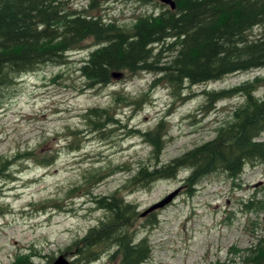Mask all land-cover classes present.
Instances as JSON below:
<instances>
[{
    "label": "trees",
    "instance_id": "trees-1",
    "mask_svg": "<svg viewBox=\"0 0 264 264\" xmlns=\"http://www.w3.org/2000/svg\"><path fill=\"white\" fill-rule=\"evenodd\" d=\"M116 1L120 0H88L84 8L77 9L71 0H0V89L42 66H63L69 53L89 47L78 69L85 90L107 87L121 77L155 76L148 89L136 97L113 93L114 103L131 107L132 111L150 102L151 93L159 86L166 87L174 101L183 103L189 99L187 92L192 87L264 71V33L253 34L255 29L264 31V0H172L174 10L155 0H135L139 5H155L156 12L137 16L130 26L107 21L98 14L102 5ZM88 41L91 45H85ZM114 74L120 77L114 78ZM260 88H264V74L232 88L202 91L204 102L197 111L204 114L214 111L218 102L233 97H240L242 102L215 127L213 138L166 163H162L161 156L169 132L163 118L151 130H128L127 136L138 135L149 146L146 162L106 196L95 195L92 189L117 172L131 169L123 165L84 171L82 184L68 194L81 192L77 197L88 199L103 216L65 246L60 256L72 264H93L104 255L117 264L148 261L151 246L147 237L138 239L135 225L144 217L145 226H155V206L139 213L123 194L177 179L185 171L181 185L184 193L192 196L197 185L212 174L222 173L235 185L245 167L263 164L264 96H256ZM82 119L84 131H68L71 140L65 148L71 153L80 151L86 136L107 139L113 132L125 129L109 107L90 108ZM55 155L40 154L34 149L17 153L11 161L1 160L0 180L11 179L5 172L18 160H31L48 168ZM262 195L263 199H258L254 192L243 204L245 210L263 212L264 191ZM50 208L62 210L56 204ZM6 211L0 208V214ZM229 252L241 264H264V236L256 237L248 248L234 247ZM36 259L52 264L57 258L43 256L31 247L17 253L12 264H36Z\"/></svg>",
    "mask_w": 264,
    "mask_h": 264
},
{
    "label": "rangeland",
    "instance_id": "rangeland-1",
    "mask_svg": "<svg viewBox=\"0 0 264 264\" xmlns=\"http://www.w3.org/2000/svg\"><path fill=\"white\" fill-rule=\"evenodd\" d=\"M87 1L71 0L77 9L84 8ZM101 7L99 15L123 26H130L139 15L156 12L155 5H139L135 0ZM263 33L253 31L257 36ZM85 45H91L90 41ZM89 51L90 47L71 52L65 65L42 66L0 89V161H11L17 153L34 149L40 154H56L48 168L31 160H18L5 172L11 179L0 180V208L7 210L0 214V264H12L17 253L31 247L43 256L58 258L65 246L96 224L103 213L94 210L88 199L77 197L81 192L68 191L82 184L84 171L91 167L127 165L131 172H117L92 189L95 195H109L140 163L146 162L149 146L138 135L127 136L128 130H151L163 118L169 132L161 156L162 163H166L213 138L215 127L242 102L240 97H233L218 102L214 111L204 114L197 111L204 102L202 91L232 88L264 74L243 73L192 87L187 92L189 99L183 103L174 101L170 91L159 86L151 93L150 102L132 111L131 107L114 103L113 93L136 97L148 89L155 76L121 77L107 87L85 90L78 69ZM256 96H264V88ZM94 107L111 108L125 129L107 139L86 136L80 151L69 152L65 148L71 140L68 131H84L82 115ZM185 175L182 171L177 179L157 182L147 190L123 191L124 198L139 213L155 206V226H145L144 217L135 225L138 239L147 237L152 249L150 259L143 264H241L229 250L248 248L256 237L264 236V211L247 212L243 207L254 192L263 199L264 163L245 167L235 185L222 173L212 174L197 185L192 196L182 188ZM54 204L62 210L50 208ZM41 205L46 208L40 209ZM35 263L46 264V260L36 259ZM93 264L117 261L104 255Z\"/></svg>",
    "mask_w": 264,
    "mask_h": 264
},
{
    "label": "water",
    "instance_id": "water-1",
    "mask_svg": "<svg viewBox=\"0 0 264 264\" xmlns=\"http://www.w3.org/2000/svg\"><path fill=\"white\" fill-rule=\"evenodd\" d=\"M158 2L161 3L162 5L168 6L170 10H174L175 8V4L172 0H158ZM113 77L118 78L120 77V74H114ZM52 264H72V263L60 256Z\"/></svg>",
    "mask_w": 264,
    "mask_h": 264
}]
</instances>
